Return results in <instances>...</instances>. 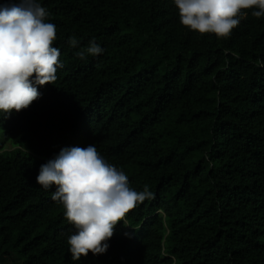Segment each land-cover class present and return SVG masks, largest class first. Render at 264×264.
<instances>
[{
  "label": "trees",
  "instance_id": "obj_1",
  "mask_svg": "<svg viewBox=\"0 0 264 264\" xmlns=\"http://www.w3.org/2000/svg\"><path fill=\"white\" fill-rule=\"evenodd\" d=\"M41 3L64 67L0 112V264H264V18L246 10L224 39L183 26L173 0ZM93 39L105 51L79 59ZM90 144L155 198L74 262V225L36 177Z\"/></svg>",
  "mask_w": 264,
  "mask_h": 264
},
{
  "label": "clouds",
  "instance_id": "obj_2",
  "mask_svg": "<svg viewBox=\"0 0 264 264\" xmlns=\"http://www.w3.org/2000/svg\"><path fill=\"white\" fill-rule=\"evenodd\" d=\"M180 23L200 34L231 37L251 10L264 18V0H173ZM50 13L41 0H8L0 4V112L10 115L28 108L41 96L38 86L57 80L64 64L61 51L54 46L57 27L49 22ZM69 45L77 47L73 36ZM105 49L90 40L76 55L81 60L99 56ZM37 183L53 188L52 199L62 204L66 219L75 232L67 243L72 260L104 254L117 225L138 204L155 194L146 185L142 191L130 187L123 169L109 163L95 144L64 147L40 166Z\"/></svg>",
  "mask_w": 264,
  "mask_h": 264
}]
</instances>
